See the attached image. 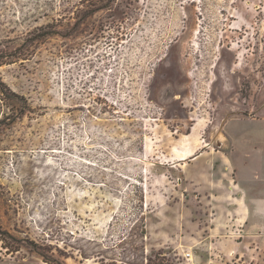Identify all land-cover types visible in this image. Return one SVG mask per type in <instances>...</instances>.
I'll return each instance as SVG.
<instances>
[{
    "label": "rangeland",
    "instance_id": "374dc122",
    "mask_svg": "<svg viewBox=\"0 0 264 264\" xmlns=\"http://www.w3.org/2000/svg\"><path fill=\"white\" fill-rule=\"evenodd\" d=\"M260 119L264 0H0V264H243Z\"/></svg>",
    "mask_w": 264,
    "mask_h": 264
},
{
    "label": "crops",
    "instance_id": "0c3cea01",
    "mask_svg": "<svg viewBox=\"0 0 264 264\" xmlns=\"http://www.w3.org/2000/svg\"><path fill=\"white\" fill-rule=\"evenodd\" d=\"M250 139L254 144L252 161L243 160L239 168H235L230 157L226 158L234 171L237 189L241 193L240 197L235 198V212L239 216L237 220L241 222L239 229L243 233L240 234L243 235V241L237 244L235 254L240 255L241 260H244L243 264H264V133L256 134ZM232 142L235 151V139ZM254 158L257 159L253 160ZM241 245L243 251H239ZM246 247L251 253L245 252Z\"/></svg>",
    "mask_w": 264,
    "mask_h": 264
},
{
    "label": "built area",
    "instance_id": "2783aa9c",
    "mask_svg": "<svg viewBox=\"0 0 264 264\" xmlns=\"http://www.w3.org/2000/svg\"><path fill=\"white\" fill-rule=\"evenodd\" d=\"M185 258L187 260V264H196L191 253L185 254Z\"/></svg>",
    "mask_w": 264,
    "mask_h": 264
},
{
    "label": "bare ground",
    "instance_id": "6f19581e",
    "mask_svg": "<svg viewBox=\"0 0 264 264\" xmlns=\"http://www.w3.org/2000/svg\"><path fill=\"white\" fill-rule=\"evenodd\" d=\"M202 125V124H201ZM197 129V128H196ZM198 131V130H197ZM194 133V132H193ZM188 138V137H187ZM187 143V142H186ZM191 150V149H190ZM192 151V150H191ZM185 153H187V152H185ZM187 156V155H186ZM189 158V157H188Z\"/></svg>",
    "mask_w": 264,
    "mask_h": 264
}]
</instances>
